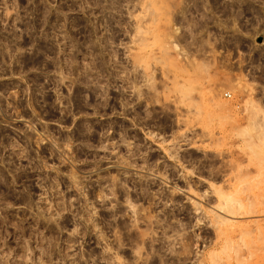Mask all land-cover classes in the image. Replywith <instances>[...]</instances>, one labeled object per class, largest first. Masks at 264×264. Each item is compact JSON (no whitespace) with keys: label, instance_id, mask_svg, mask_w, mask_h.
<instances>
[{"label":"rangeland","instance_id":"rangeland-1","mask_svg":"<svg viewBox=\"0 0 264 264\" xmlns=\"http://www.w3.org/2000/svg\"><path fill=\"white\" fill-rule=\"evenodd\" d=\"M0 264H264V0H0Z\"/></svg>","mask_w":264,"mask_h":264},{"label":"bare ground","instance_id":"bare-ground-1","mask_svg":"<svg viewBox=\"0 0 264 264\" xmlns=\"http://www.w3.org/2000/svg\"><path fill=\"white\" fill-rule=\"evenodd\" d=\"M176 85H177V84L174 83V84H173V87H174V88H177ZM180 102H181V103L183 102L182 99H180L179 103H180ZM224 200H225V204H224V203H222V204H224V206H225L224 209L227 207V209H225V210H226V211L229 210L228 213H232V214H233V213H237V212H235V209H234V208H235V207L237 208L238 206H239V208H237L236 211H237V210L239 211L241 205H238V206H235V205H234V206H233V204H231L232 202H231L228 198H226V199H224ZM128 203H129V202H128ZM129 205H130V204H129ZM133 207H134V206H133ZM133 207L131 206V208H133ZM233 207H234V208H233ZM221 208H223V206H222ZM230 209H231V210H234V212H231ZM245 211H246V210H245ZM246 212H247V211H246ZM243 213H245V212H243ZM222 222H224V221H222ZM220 225H221V224H220ZM218 226H219V225H218ZM218 226H217L216 228H217L218 230H220V229H219L220 226H219V227H218ZM217 229H215V230L217 231Z\"/></svg>","mask_w":264,"mask_h":264}]
</instances>
